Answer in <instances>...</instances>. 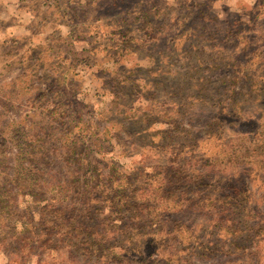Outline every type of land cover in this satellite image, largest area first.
<instances>
[{
  "label": "rangeland",
  "instance_id": "rangeland-1",
  "mask_svg": "<svg viewBox=\"0 0 264 264\" xmlns=\"http://www.w3.org/2000/svg\"><path fill=\"white\" fill-rule=\"evenodd\" d=\"M11 5L0 264H264V0Z\"/></svg>",
  "mask_w": 264,
  "mask_h": 264
},
{
  "label": "crops",
  "instance_id": "crops-1",
  "mask_svg": "<svg viewBox=\"0 0 264 264\" xmlns=\"http://www.w3.org/2000/svg\"><path fill=\"white\" fill-rule=\"evenodd\" d=\"M18 1H21V0H0V6L2 7L4 14L11 13V10H12L10 8V7H12L11 4L14 2L17 3ZM14 9H16V7Z\"/></svg>",
  "mask_w": 264,
  "mask_h": 264
},
{
  "label": "trees",
  "instance_id": "trees-1",
  "mask_svg": "<svg viewBox=\"0 0 264 264\" xmlns=\"http://www.w3.org/2000/svg\"><path fill=\"white\" fill-rule=\"evenodd\" d=\"M59 209H56L55 211H58Z\"/></svg>",
  "mask_w": 264,
  "mask_h": 264
}]
</instances>
